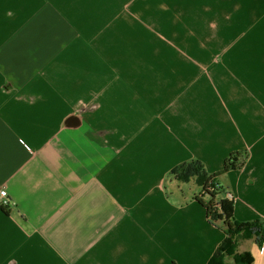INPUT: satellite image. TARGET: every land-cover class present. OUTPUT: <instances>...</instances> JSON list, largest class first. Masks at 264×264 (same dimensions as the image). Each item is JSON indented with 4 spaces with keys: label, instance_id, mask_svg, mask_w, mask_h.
<instances>
[{
    "label": "crops",
    "instance_id": "0c3cea01",
    "mask_svg": "<svg viewBox=\"0 0 264 264\" xmlns=\"http://www.w3.org/2000/svg\"><path fill=\"white\" fill-rule=\"evenodd\" d=\"M45 1L0 0V21L3 13L15 6L17 25L27 29L32 23L39 24L35 32L25 34L23 28L8 27L12 23L9 20L0 23V36L8 33L0 37V45L6 48L3 56L13 58L6 60L5 69L0 71V187L9 184L15 202L10 209L0 205V264H208L226 234L209 222L205 206L196 199L202 191L199 179L194 176L183 181L172 171L196 159L212 174L224 169L235 150L250 151L247 168L230 170L218 179L233 196L239 220L264 221V131L254 134L247 128V122L251 126L264 124V117L260 118L264 115V0H206L209 5L199 8L200 12L211 16L219 13L222 23L203 28L196 19L182 29V39L188 45L190 39L199 38L197 45L203 41L212 47H225L230 55L241 58L226 76L230 93L225 107L216 102L220 107L214 113L217 123L202 134L185 124L192 114L189 107L174 114L166 126L157 122L155 117L162 110L157 104L152 108L144 105L152 94L145 86L155 82L154 78L143 77L129 88L133 79L117 78L109 67L108 51L100 46L91 60L83 53L76 75L52 73L53 80L61 82L59 86L51 88L48 76L42 74L49 93L63 87L54 104L18 99L16 92L22 91L19 85L29 84L33 76L40 75L36 68L47 65L40 58L21 64L16 59L17 44L23 37L27 38L21 43L34 46V36L46 33L49 15L42 4ZM85 1H92L95 8L114 9L120 19L121 39L128 41L133 21L126 11L127 0ZM54 41L52 38L56 49ZM239 45L249 47L232 52ZM54 56L49 62L52 72L62 68V61ZM121 58L124 60L123 55ZM247 61L257 66L251 75L244 74ZM188 70L177 59L168 61L167 73L174 74L175 81L165 95L167 99L182 98L187 78L195 74L193 71L189 76ZM237 76L244 77L240 85L230 81ZM36 89L32 86L33 91ZM235 100L243 105L235 115L247 116L239 120L238 129H234L231 118L221 116ZM72 102L78 103L76 112L99 103L114 118L125 139L119 156L110 147L88 153L66 149L76 140L62 141L61 149L32 144L45 133V123ZM91 119L92 115L86 118ZM92 130L97 131L95 127ZM89 138L88 143L96 142ZM102 143L111 144L112 140ZM60 156L84 158V166L76 175L91 173L90 178L73 187L62 185L60 179L55 182L57 188L40 187V182L26 190L16 185L30 182V177L23 176L27 167L32 178L58 169L61 174ZM253 175L257 181L252 186L248 181ZM258 248L260 252L253 253L254 264H264V247Z\"/></svg>",
    "mask_w": 264,
    "mask_h": 264
},
{
    "label": "flooded vegetation",
    "instance_id": "af4514ba",
    "mask_svg": "<svg viewBox=\"0 0 264 264\" xmlns=\"http://www.w3.org/2000/svg\"><path fill=\"white\" fill-rule=\"evenodd\" d=\"M42 4L49 15V20L45 21L46 33L34 36V46L21 43L27 38L23 37L17 44L19 49L17 48L16 59L19 60V64L39 58L46 60L47 65L41 70L36 68V72L48 76L47 83L51 88L61 85L59 80H53L52 73L74 75L75 72L76 75V65L83 62V53L88 54L91 60L95 58L94 53H98L100 46L108 51L109 67L117 73V78L124 76L133 79L128 84L129 88L135 87V83L137 84L143 77L154 78L155 82L145 86L152 94L145 99L144 105L152 108L154 104H157V107L162 110L155 117L157 122H163L164 126L168 125L173 115L181 114L185 106L192 109V114L185 124L190 126L196 134H202L217 123L214 113L220 110V107L216 105V102L225 107L226 96L230 93L226 76L235 65L241 63V58L230 55L225 47H212L203 41L197 45L195 40H200L199 38L190 39L189 45L182 39V29L189 28V23L192 21L199 20L198 23L202 24L203 28L222 23L219 13L211 16L200 12L199 8L203 5L208 6L209 1L127 0L126 11L131 15V22L133 21V29L127 33L129 38L127 42L121 39L118 31L120 19L116 11L109 6L95 8L92 1L85 0H46ZM217 4L212 3L213 6ZM15 10V6L8 8L3 13L0 23L9 20L12 23H8V27L15 26L17 30L23 28L22 31L25 34L35 32L39 24L32 23L27 29L17 25ZM28 11L31 12L29 8ZM35 12L37 9H34ZM82 26L84 30H81ZM15 32L17 31L14 30L13 33ZM7 35L8 33H5L0 37H7ZM52 38L55 40L56 49L52 45ZM248 47L249 45H239L234 47L232 52L238 53ZM3 48L6 49L0 45V71L5 69L6 60L13 59L11 56H3ZM53 53L55 58L62 61V68L56 69L55 72L49 68ZM122 55L124 60L121 58ZM170 59H177L183 62L184 66H188L189 76L193 71L195 73L187 78V86L182 92L181 99H167L165 96L175 81V75L167 73ZM256 70L257 66L254 62L247 61L244 74L251 75ZM243 78L237 76L230 81L240 85L243 83ZM153 93L156 96H153ZM242 106L240 101L235 100L230 102L227 110L221 113V116L231 118L232 124L236 127L234 129L239 128L241 118H247V116L235 115ZM263 117L264 115L260 118ZM247 128L250 132L259 134L264 131V124L251 126L247 122ZM147 146L149 144L143 145V147ZM249 157L250 151L241 150L232 151L229 155L232 161L236 162L237 159L236 164L239 169L247 166ZM243 241L239 240L232 252L224 254L225 264H240L241 254L248 251V249H241ZM255 244L258 245L256 242ZM262 246L264 247V244ZM255 261L256 259L252 264Z\"/></svg>",
    "mask_w": 264,
    "mask_h": 264
},
{
    "label": "water",
    "instance_id": "95a60500",
    "mask_svg": "<svg viewBox=\"0 0 264 264\" xmlns=\"http://www.w3.org/2000/svg\"><path fill=\"white\" fill-rule=\"evenodd\" d=\"M37 76L35 78L33 76L29 80V84H20L22 91H17L16 97L35 102V104L45 101L50 104L57 102L64 92L63 87L61 86L57 91L52 90L54 93H49V87L45 84L44 79L41 78L43 75ZM14 82L16 83V81ZM6 86H9V84H6ZM32 86L37 87L36 91L32 90ZM75 104L78 103H70L65 111L55 118H50L45 123V133L42 136H38L32 144L44 146L43 148L61 149L62 141L67 143L70 140H76V144L68 143V148L66 149H75L80 153H88L93 150H103L110 147L111 152L119 156L124 150L125 139L120 128L115 126L114 118L107 115L99 103L94 107L86 105L77 112L74 109ZM88 115H92L93 119L86 120ZM93 127L97 131L92 130ZM89 137H94L96 142L93 144L88 143ZM106 139H111L112 143H102ZM256 181L257 177L253 175L250 176L248 183L253 186Z\"/></svg>",
    "mask_w": 264,
    "mask_h": 264
},
{
    "label": "trees",
    "instance_id": "16d2710c",
    "mask_svg": "<svg viewBox=\"0 0 264 264\" xmlns=\"http://www.w3.org/2000/svg\"><path fill=\"white\" fill-rule=\"evenodd\" d=\"M236 163L237 159L235 162L229 158L223 170L211 174L200 160L193 159L181 163L172 171L183 181H188L194 176L199 179L202 191L196 199L205 206L209 222L221 228L226 234L208 264H225L224 254L232 252L239 240L253 239L260 246L264 244V221L262 219L239 220L235 216L234 199L227 198L228 192L218 179L220 175L230 170L239 169ZM254 259L252 252L248 250L241 254L239 263L252 264Z\"/></svg>",
    "mask_w": 264,
    "mask_h": 264
},
{
    "label": "rangeland",
    "instance_id": "374dc122",
    "mask_svg": "<svg viewBox=\"0 0 264 264\" xmlns=\"http://www.w3.org/2000/svg\"><path fill=\"white\" fill-rule=\"evenodd\" d=\"M201 0H198V2ZM253 2V0H251ZM84 158H78V157H70V156H60L59 162H60V168H61V174L60 169L56 170L55 172H46V173H38L32 178L31 170L27 167L23 173V176L30 177V182L28 184H21V182H16V185H21L23 190H26L28 188H31L32 185L39 183L40 187H48V188H57L56 187V180L60 179L62 185L73 187L78 186L79 184L85 182L88 180L91 176V173H87L84 176L78 177L76 175V171L80 170L84 163ZM66 166L68 167V170H66ZM55 173V175H54ZM260 245H256L255 241L253 239H248L244 241V244H242L241 249H248L252 253L260 252L262 249H259ZM257 248L260 250H257ZM259 262V259H258ZM258 264V263H257Z\"/></svg>",
    "mask_w": 264,
    "mask_h": 264
},
{
    "label": "built area",
    "instance_id": "2783aa9c",
    "mask_svg": "<svg viewBox=\"0 0 264 264\" xmlns=\"http://www.w3.org/2000/svg\"><path fill=\"white\" fill-rule=\"evenodd\" d=\"M12 187L7 184L0 187V205L5 209H10L15 205V202L11 198ZM227 197L233 199V196L228 192Z\"/></svg>",
    "mask_w": 264,
    "mask_h": 264
}]
</instances>
